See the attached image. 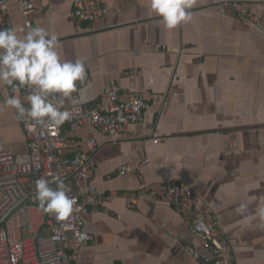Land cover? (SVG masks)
I'll return each instance as SVG.
<instances>
[{
  "label": "crops",
  "instance_id": "obj_1",
  "mask_svg": "<svg viewBox=\"0 0 264 264\" xmlns=\"http://www.w3.org/2000/svg\"><path fill=\"white\" fill-rule=\"evenodd\" d=\"M7 1L23 37L18 0ZM31 1L34 27L55 34L61 59L82 60L93 78L83 90L77 83L62 110L95 107L111 79L125 94H152L140 138L113 141L91 127L76 133L79 141L98 140L93 182L102 195L117 194L83 213L92 240L77 264H195L191 247L207 254L189 231L191 214L149 199L128 209L124 193L139 185L135 168L145 161L141 173L159 195L168 183L193 190L195 210L216 216L234 237L238 264H264L257 215L264 207V30L230 6L238 2L264 19V0H194L191 20L174 30L164 28L149 0H103L109 13L96 24L74 17L72 0ZM7 96L11 87L0 84V140L26 154L25 117L3 103ZM127 165L133 170L119 176Z\"/></svg>",
  "mask_w": 264,
  "mask_h": 264
},
{
  "label": "built area",
  "instance_id": "obj_2",
  "mask_svg": "<svg viewBox=\"0 0 264 264\" xmlns=\"http://www.w3.org/2000/svg\"><path fill=\"white\" fill-rule=\"evenodd\" d=\"M72 4L73 16L91 24L105 21L109 13L103 0H72ZM230 6L242 22L264 30V19L259 15L238 2ZM34 11L31 0H18V14L23 20L25 34L34 28L31 20ZM221 12L224 13V9ZM8 28L15 29L14 21L8 1L0 0V30ZM85 68L87 76L83 82H78L79 90L93 82L86 64ZM29 93L26 87L15 92L11 88V95L20 99L25 107L30 106L26 99ZM151 97L150 91L137 93L132 90L125 94L117 80L111 79L95 107L73 106L69 111H79L59 127L25 117L23 126L29 148L26 154H16L0 140V264H77L81 249L92 240L83 213L88 208L98 211L105 202L114 201L117 194L104 196L93 182L97 170L95 155L100 147L98 140L90 137L79 141L76 133L81 127H91L113 141L138 139L142 133L137 127L151 108ZM159 141L155 139V143ZM147 163L135 168L139 185L124 193L128 209L135 210L149 199L189 213V231L207 252L202 255L191 247L189 252L195 264H238L234 237L221 229L216 216L195 210L193 190L168 183L164 195H159L141 173ZM132 170L131 166H121L118 174L124 176ZM42 177L50 183L55 177L64 180L67 194L75 200L73 213L67 220L58 222L54 215L40 209L35 182Z\"/></svg>",
  "mask_w": 264,
  "mask_h": 264
},
{
  "label": "clouds",
  "instance_id": "obj_3",
  "mask_svg": "<svg viewBox=\"0 0 264 264\" xmlns=\"http://www.w3.org/2000/svg\"><path fill=\"white\" fill-rule=\"evenodd\" d=\"M193 3L194 0H149V8L161 18L164 28L174 30L191 20L188 10ZM57 49L58 37L42 27L31 28L23 37L14 28L0 30V84L10 86L13 92L23 87L30 89L26 97L30 107L26 108L14 95L4 98L3 103L14 108L18 117L59 127L79 111L62 109L65 99H72L78 91L77 83L85 80V64L80 59L62 60ZM35 196L40 209L54 215L58 222L73 213L75 200L67 194L60 177L51 183L43 177L38 179ZM246 209L247 205L241 204L237 211L243 213ZM257 215L264 220V207L258 208Z\"/></svg>",
  "mask_w": 264,
  "mask_h": 264
},
{
  "label": "rangeland",
  "instance_id": "obj_4",
  "mask_svg": "<svg viewBox=\"0 0 264 264\" xmlns=\"http://www.w3.org/2000/svg\"><path fill=\"white\" fill-rule=\"evenodd\" d=\"M26 235V234H25Z\"/></svg>",
  "mask_w": 264,
  "mask_h": 264
}]
</instances>
